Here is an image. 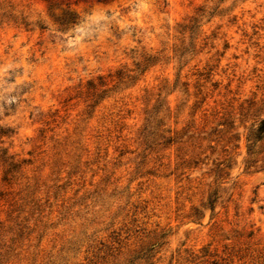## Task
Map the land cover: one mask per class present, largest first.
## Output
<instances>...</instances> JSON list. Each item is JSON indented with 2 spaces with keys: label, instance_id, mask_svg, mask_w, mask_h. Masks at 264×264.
<instances>
[{
  "label": "rangeland",
  "instance_id": "374dc122",
  "mask_svg": "<svg viewBox=\"0 0 264 264\" xmlns=\"http://www.w3.org/2000/svg\"><path fill=\"white\" fill-rule=\"evenodd\" d=\"M263 119L264 0H0V264H264Z\"/></svg>",
  "mask_w": 264,
  "mask_h": 264
},
{
  "label": "trees",
  "instance_id": "16d2710c",
  "mask_svg": "<svg viewBox=\"0 0 264 264\" xmlns=\"http://www.w3.org/2000/svg\"><path fill=\"white\" fill-rule=\"evenodd\" d=\"M76 1H87V0H76ZM90 1H95V2H99V3H104V2H107L108 0H90ZM190 22H192V23H193L192 25H194L195 22H196V18H193ZM189 28H192V26H190ZM193 28H194V27H193ZM147 61H149V59H148ZM147 61H146V62H147ZM262 134H264V119L261 120V121L259 122L258 127L256 128V130H254V131H252V132H250V133L248 134V136H247V138H246V141L249 143V142H250V138H252L253 140H254V139L259 140V139H261ZM251 145H252V144H251ZM251 145L249 144V145L247 146L248 154H250L249 152H250V147H251Z\"/></svg>",
  "mask_w": 264,
  "mask_h": 264
}]
</instances>
